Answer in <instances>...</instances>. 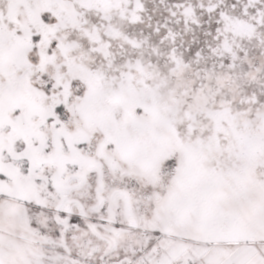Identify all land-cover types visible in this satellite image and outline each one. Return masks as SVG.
I'll return each instance as SVG.
<instances>
[{"label": "snow or ice", "instance_id": "6c2138e0", "mask_svg": "<svg viewBox=\"0 0 264 264\" xmlns=\"http://www.w3.org/2000/svg\"><path fill=\"white\" fill-rule=\"evenodd\" d=\"M0 264H264V0H0Z\"/></svg>", "mask_w": 264, "mask_h": 264}]
</instances>
